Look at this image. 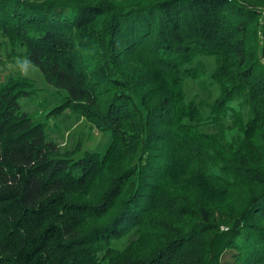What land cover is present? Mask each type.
Wrapping results in <instances>:
<instances>
[{"label": "trees", "instance_id": "obj_1", "mask_svg": "<svg viewBox=\"0 0 264 264\" xmlns=\"http://www.w3.org/2000/svg\"><path fill=\"white\" fill-rule=\"evenodd\" d=\"M0 37L111 135L75 157L0 81V264H264V0H0Z\"/></svg>", "mask_w": 264, "mask_h": 264}, {"label": "rangeland", "instance_id": "obj_2", "mask_svg": "<svg viewBox=\"0 0 264 264\" xmlns=\"http://www.w3.org/2000/svg\"><path fill=\"white\" fill-rule=\"evenodd\" d=\"M14 52V53H13ZM19 50H12L7 40L0 37V81L7 77L27 78L33 83L30 96L19 100L21 109L34 120L44 123L48 139L57 143L61 149L80 148L75 157H80L88 148L102 154L111 140L110 133L100 134L99 130L87 119L77 116L70 107L63 106L56 114L48 113L52 108L63 104V91H57L48 85L41 71L28 63L18 54ZM204 85L210 84L208 74L214 66L213 57H202ZM203 84V83H202ZM185 91L187 97L198 94L203 99L208 98L209 92L201 89L200 84L186 80ZM186 97V98H187ZM203 131L207 128H201Z\"/></svg>", "mask_w": 264, "mask_h": 264}]
</instances>
